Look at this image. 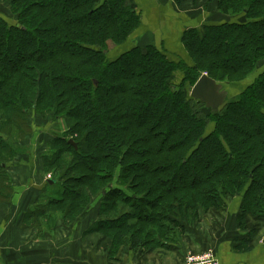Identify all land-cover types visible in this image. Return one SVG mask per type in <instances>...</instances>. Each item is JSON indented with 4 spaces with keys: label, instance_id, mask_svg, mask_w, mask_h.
I'll return each mask as SVG.
<instances>
[{
    "label": "trees",
    "instance_id": "obj_1",
    "mask_svg": "<svg viewBox=\"0 0 264 264\" xmlns=\"http://www.w3.org/2000/svg\"><path fill=\"white\" fill-rule=\"evenodd\" d=\"M8 1L16 19L0 16V203L16 201L7 167L33 133L29 113L67 122L58 149L42 156L60 196L23 215L37 237L61 221L105 238L116 259L122 248H168L227 197L240 199L241 229L264 220V67L243 84L264 62V0H206L240 19L186 29L188 63L154 43L114 56L140 26L131 0ZM203 73L240 87L217 111L185 91ZM246 232L250 250L257 229Z\"/></svg>",
    "mask_w": 264,
    "mask_h": 264
},
{
    "label": "crops",
    "instance_id": "obj_2",
    "mask_svg": "<svg viewBox=\"0 0 264 264\" xmlns=\"http://www.w3.org/2000/svg\"><path fill=\"white\" fill-rule=\"evenodd\" d=\"M131 2L140 14V26L119 51L133 45L154 43L181 54L185 51L181 43L183 31L201 27L208 19L207 13L199 12L202 5L195 6L197 3L188 0L181 5L174 0ZM214 12L217 13L212 7L211 17ZM26 187L21 185L18 191L23 193ZM25 196L13 205L16 208L6 205V209L0 210V264H107V260L111 264H180L188 251L202 252L209 248L220 264H264V220H253L247 229H241L236 223L238 197L226 200L220 210L199 214L168 248L147 253L128 250L125 258L109 259L106 239L98 234H83L80 227H57L52 234L37 237V230L23 223V215L34 204L26 203L31 195L24 200ZM22 205L24 208L20 210ZM5 215L7 220L2 222ZM251 228H256L257 232L251 239L252 248L245 250L246 245H241V241L246 239V230Z\"/></svg>",
    "mask_w": 264,
    "mask_h": 264
},
{
    "label": "rangeland",
    "instance_id": "obj_3",
    "mask_svg": "<svg viewBox=\"0 0 264 264\" xmlns=\"http://www.w3.org/2000/svg\"><path fill=\"white\" fill-rule=\"evenodd\" d=\"M196 3L197 4L195 6L202 5V8H201L202 10H200L199 12L202 13L203 11L204 13L208 14V19L206 20L207 22H210V21L223 22L226 20L235 21V20L240 19L239 17L229 18L221 14L219 10L217 9V1H212V2L207 3L206 0H198ZM212 7H215L217 11V13L214 12L213 17L210 16V10ZM0 16H2L3 18L9 19L10 23H14V20L16 19V17L15 15L11 13L8 0H0ZM156 46L157 48L166 52L168 55H170L176 60L182 59L183 61L187 63L190 61V57H188V54L185 51H181V54H179L177 52L167 51L163 48V46L162 47L159 45H156ZM115 52L116 53L114 54V56L117 53H120L119 50H116ZM263 67H264V62H259L256 70L253 72L252 75H250L248 78H246L243 81V84H246L249 81H251L252 78L255 77L261 71V69H263ZM177 79L178 78L175 76L173 78V81L179 82ZM239 88L232 87L230 89H226L227 97L225 101L235 97L237 94V90ZM190 89L191 87L188 84H186L185 91L187 94H189ZM28 119H29L30 124L32 125L33 133L31 135H28L25 138V140L21 141L18 144L19 150L17 151L19 152V155L12 162H10L9 166L7 167V173L10 175L15 189L19 190L20 189L19 186L21 185L25 187L27 186V187L23 193H20L19 191L16 190V193H15L16 201L13 204H10L9 202L0 203V210H3L4 208L6 209V205H10L13 207V205L17 204V201H19L20 197L25 194L26 196L24 197V200H26L28 195H31L29 196L27 200L29 202H26V201L25 202L26 203L33 202L34 204L32 207L37 206V204L42 205L46 203L49 198L60 196L59 194L61 193V189L63 188L61 183L59 182L50 183V184L47 183V180L49 178L53 179L54 175H53L52 170H50L48 173L45 172V169L42 164V156L46 155L47 157H51V155H49L48 153L54 149H58V147H54L53 141L56 139V137L62 136V131L66 128L67 122L63 119L53 121L54 119L52 118L51 114L47 115L46 117H43L41 115H38L37 113H34V111H31L29 113ZM43 185H46V187L44 189V192L41 194L39 193L37 189H40ZM229 199H232V198L227 197L225 200H229ZM13 208H16V207H13ZM22 208H24L23 205L20 207V210ZM52 210L55 211V213L51 215L53 216L59 215V211L57 209H52ZM95 214H97L95 210L93 214L91 211V213H89L87 217L85 216L83 218V220L80 223V226L86 227L91 222H93ZM5 220H7L6 215L1 219V221L3 222ZM59 223L61 224V227L62 225H64V227H68L65 224H62L61 221ZM69 226H72V224ZM127 251L128 249L122 248L120 255L118 254L117 256L119 258L120 257L125 258L127 257V255H129ZM206 254H210L216 257L214 251L210 248L205 249L202 252H192V251L189 252L188 251V253L180 261V264L184 263L183 260L185 259L186 256L192 255V256L206 257ZM109 263H110V260H107V264ZM113 263L117 264L115 262Z\"/></svg>",
    "mask_w": 264,
    "mask_h": 264
},
{
    "label": "water",
    "instance_id": "obj_4",
    "mask_svg": "<svg viewBox=\"0 0 264 264\" xmlns=\"http://www.w3.org/2000/svg\"><path fill=\"white\" fill-rule=\"evenodd\" d=\"M189 95L191 98L203 102L212 111H217L224 104L227 91L222 83L216 82L207 76V74L203 73L191 87ZM48 181L50 183L53 182L50 179Z\"/></svg>",
    "mask_w": 264,
    "mask_h": 264
},
{
    "label": "built area",
    "instance_id": "obj_5",
    "mask_svg": "<svg viewBox=\"0 0 264 264\" xmlns=\"http://www.w3.org/2000/svg\"><path fill=\"white\" fill-rule=\"evenodd\" d=\"M183 261V264H219L218 259L210 254H206V257L189 255Z\"/></svg>",
    "mask_w": 264,
    "mask_h": 264
}]
</instances>
